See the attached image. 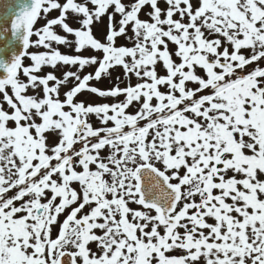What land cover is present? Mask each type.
I'll return each mask as SVG.
<instances>
[{
	"label": "snow or ice",
	"instance_id": "snow-or-ice-1",
	"mask_svg": "<svg viewBox=\"0 0 264 264\" xmlns=\"http://www.w3.org/2000/svg\"><path fill=\"white\" fill-rule=\"evenodd\" d=\"M0 97V264H264V0H18Z\"/></svg>",
	"mask_w": 264,
	"mask_h": 264
},
{
	"label": "rangeland",
	"instance_id": "rangeland-1",
	"mask_svg": "<svg viewBox=\"0 0 264 264\" xmlns=\"http://www.w3.org/2000/svg\"><path fill=\"white\" fill-rule=\"evenodd\" d=\"M161 7H164L163 3L161 4ZM57 14H58L57 12L53 11L50 14V18L51 17H55ZM141 18H147V17L142 13L141 14ZM68 22L73 27H77L78 26V22L75 21L74 19H69ZM44 23H45V21L43 19H41V20L38 21L36 27H40ZM106 25H107V18L106 17L105 18H102V21L101 22L96 23V24L93 25V31H94V34L96 35L97 38H100V39L103 40L105 31H106ZM56 31L58 33H60V34H63L62 31H61V29H59V28H56ZM117 43L118 44H125L126 43V40L122 38V39L118 40ZM174 47H175L174 45H170V48L173 49V50H174ZM41 50H43V49H41ZM30 51L35 52V51H37V49H34L33 48V49H30ZM60 51L62 53H64V54H75L73 50L64 48L62 46L60 47ZM81 54L82 55H85V56H87V55H98L99 56L100 55V53H96V52H92V51H83ZM24 63L26 65H28L30 63V61L27 60V59H25ZM51 70L52 69L46 67L44 69V72L41 73V75H43L44 73H46L48 71H51ZM62 70L63 69H57L55 74L58 75V76H60ZM87 71H91V69L90 68L89 69H85V73ZM157 71H158L159 74H165V70L163 69L162 65H159V64L157 65ZM116 76H120V78H121V81L122 82L120 83V86L121 87L126 86V84L128 83V81L123 77L122 70L119 67H117L113 71V79H102L100 82L93 81L91 83L93 84V86H97V87H99L101 89H107V88L113 86L114 78ZM136 82H137L136 79L133 77L131 83L135 84ZM63 90L64 89H62V92H63ZM29 94H32V93L30 92ZM61 98L63 99V96H61ZM77 99L78 100H92V101H95V102H114V101H111V100H107L106 101L104 98H98V97H95L94 95H91V94H88V93H84L83 95L78 96ZM119 99L122 100L123 97H119ZM0 101H2V97H0ZM5 107H6V105H5ZM135 110H136L135 106H133L132 108L129 109L130 112H134ZM90 122L93 123L94 126H99L98 121H96L94 117L91 118ZM51 142L52 141L50 140L49 143L51 144ZM132 207L135 208L137 206L136 205H132ZM62 219H63V217H61V220ZM55 234H56V232H55V229H54L53 236ZM90 247H92L93 250H95V245L94 244L93 245H90Z\"/></svg>",
	"mask_w": 264,
	"mask_h": 264
},
{
	"label": "water",
	"instance_id": "water-1",
	"mask_svg": "<svg viewBox=\"0 0 264 264\" xmlns=\"http://www.w3.org/2000/svg\"><path fill=\"white\" fill-rule=\"evenodd\" d=\"M18 0H0V13L10 12ZM10 27V20L5 22Z\"/></svg>",
	"mask_w": 264,
	"mask_h": 264
}]
</instances>
